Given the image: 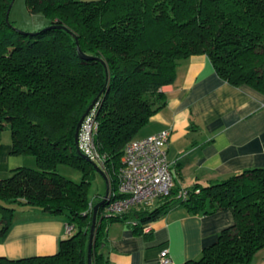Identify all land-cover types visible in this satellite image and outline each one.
Here are the masks:
<instances>
[{"label":"trees","instance_id":"1","mask_svg":"<svg viewBox=\"0 0 264 264\" xmlns=\"http://www.w3.org/2000/svg\"><path fill=\"white\" fill-rule=\"evenodd\" d=\"M12 1L0 0V137L8 129L10 153L33 157L35 167H16L0 178V239L15 205L65 215L74 232L53 255L0 257V264H87L96 204L88 186L96 170L74 140L87 107L101 93L94 136L101 160L93 162L115 191L123 149L166 105L161 88L175 81L179 60L206 55L220 79L264 94V0H25L31 15L48 21L34 33L6 21ZM59 165L81 172V181L60 175ZM179 190L174 186L150 210L113 216L102 204L91 264H110L107 223L129 222L140 234L176 204L193 214L229 210L234 220L199 258L181 264H247L264 248V168L195 184L182 189L184 198Z\"/></svg>","mask_w":264,"mask_h":264},{"label":"crops","instance_id":"2","mask_svg":"<svg viewBox=\"0 0 264 264\" xmlns=\"http://www.w3.org/2000/svg\"><path fill=\"white\" fill-rule=\"evenodd\" d=\"M161 91L166 105L137 138L169 132L165 149L175 187L207 186L244 169L264 168V94L220 79L206 55L179 60L175 81ZM10 151V137L2 133L0 178L31 161ZM20 210L24 215L17 217L15 211L10 229L0 239V257L16 260L55 254L59 242L68 238L67 217L30 207ZM233 222L229 210L193 214L176 204L140 234L129 222L107 223L105 255L110 264H159V253L166 250L167 264H181L199 258L203 248ZM247 264H264V248Z\"/></svg>","mask_w":264,"mask_h":264},{"label":"built area","instance_id":"3","mask_svg":"<svg viewBox=\"0 0 264 264\" xmlns=\"http://www.w3.org/2000/svg\"><path fill=\"white\" fill-rule=\"evenodd\" d=\"M95 105L83 119L78 132L80 151L94 162L101 160L94 143L98 128ZM168 138V131H160L131 140L125 145L117 172L116 190L109 191L105 201L106 215L117 216L131 210H144L154 206L159 198L170 194L174 179L166 156ZM185 194L180 189L178 198H184ZM64 229L68 237L74 232L73 225L69 223H65ZM158 262H169L166 250L159 253Z\"/></svg>","mask_w":264,"mask_h":264},{"label":"rangeland","instance_id":"4","mask_svg":"<svg viewBox=\"0 0 264 264\" xmlns=\"http://www.w3.org/2000/svg\"><path fill=\"white\" fill-rule=\"evenodd\" d=\"M9 19L13 22L14 27L21 32L34 33L48 27V21L42 15H31L28 12L25 0L13 1ZM3 133L10 137L8 129L4 130ZM28 158L31 161L27 162L26 166L35 167L33 157L28 156ZM57 172L63 177L76 183L80 182L82 179L81 172L66 165H59L57 167ZM90 181V185L88 186V197L90 201L97 203L100 200V197L104 195L106 184L102 176L97 171L90 174ZM14 208L15 211H17V217L24 215L21 213L20 209L25 208V206L15 205Z\"/></svg>","mask_w":264,"mask_h":264},{"label":"water","instance_id":"5","mask_svg":"<svg viewBox=\"0 0 264 264\" xmlns=\"http://www.w3.org/2000/svg\"><path fill=\"white\" fill-rule=\"evenodd\" d=\"M13 1H12V3H13ZM12 3L10 4V6H9V8L7 10L6 17H5L6 21H9V14H10ZM77 52H78V55L81 58H86V56L81 52L80 47L78 46V44H77ZM100 94L96 98H94L92 100L90 105L85 110L84 114L81 116V118H80V120H79V122L77 124V127H76L75 138H74L77 152L80 153L81 155H83L88 161H90L91 163L94 164L95 170L102 176V178L104 179L105 184H106L105 192H104V195H103L102 199L99 202H97L92 208L91 226H90V231H89L88 248H87V264H91V249H92L93 236H94V231H95V226H96L97 210L102 204L105 203L106 198L108 196L109 189H108V181H107L106 175L104 174L103 170L98 165H96L90 158L85 156L80 151L79 145H78V132H79L80 126H81V124L83 122V119L85 118L87 113L94 107V105L96 104Z\"/></svg>","mask_w":264,"mask_h":264}]
</instances>
